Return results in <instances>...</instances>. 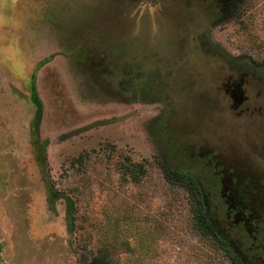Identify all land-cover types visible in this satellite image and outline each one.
<instances>
[{"label": "rangeland", "instance_id": "obj_1", "mask_svg": "<svg viewBox=\"0 0 264 264\" xmlns=\"http://www.w3.org/2000/svg\"><path fill=\"white\" fill-rule=\"evenodd\" d=\"M233 69L264 75V0H0V264H264L206 157L230 149L228 172L264 152L219 91ZM162 162L199 181L242 261Z\"/></svg>", "mask_w": 264, "mask_h": 264}, {"label": "flooded vegetation", "instance_id": "obj_2", "mask_svg": "<svg viewBox=\"0 0 264 264\" xmlns=\"http://www.w3.org/2000/svg\"><path fill=\"white\" fill-rule=\"evenodd\" d=\"M224 78L218 88L232 117L239 121L243 118H251L259 124H264V75L258 74L257 70L233 69ZM214 151L208 153L206 157L216 167V181L221 197L228 206L227 219L233 217L232 227L241 230L249 228L252 243L262 247L261 245H264V152L260 155L255 153V157L250 161L239 157L238 163L243 162V165L229 163L226 172L223 163L225 160L231 162L235 159L232 158L233 152L230 149L224 150L226 157ZM235 166L236 169L240 168L239 171H234ZM245 188L251 196L248 200H244V203H240L243 198L241 190Z\"/></svg>", "mask_w": 264, "mask_h": 264}, {"label": "trees", "instance_id": "obj_3", "mask_svg": "<svg viewBox=\"0 0 264 264\" xmlns=\"http://www.w3.org/2000/svg\"><path fill=\"white\" fill-rule=\"evenodd\" d=\"M33 92V100H36L37 95L35 94L36 90L34 86ZM161 166L168 182L183 186L189 192L193 201L192 211L195 227L201 233L211 238L213 244L224 249L234 263H238L237 260L241 259L240 257L243 255L238 253L226 237L219 234L215 221L208 212V206L199 181L189 172L171 170L163 162ZM85 264H113V262L107 254H100L94 256Z\"/></svg>", "mask_w": 264, "mask_h": 264}]
</instances>
